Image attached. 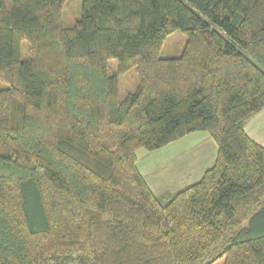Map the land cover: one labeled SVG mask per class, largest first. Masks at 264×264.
I'll return each instance as SVG.
<instances>
[{"label": "trees", "instance_id": "16d2710c", "mask_svg": "<svg viewBox=\"0 0 264 264\" xmlns=\"http://www.w3.org/2000/svg\"><path fill=\"white\" fill-rule=\"evenodd\" d=\"M63 3L0 0V264H264V147L244 130L264 0H82L72 25ZM174 30L182 52L162 57ZM194 131L213 163L162 201L136 151Z\"/></svg>", "mask_w": 264, "mask_h": 264}, {"label": "rangeland", "instance_id": "374dc122", "mask_svg": "<svg viewBox=\"0 0 264 264\" xmlns=\"http://www.w3.org/2000/svg\"><path fill=\"white\" fill-rule=\"evenodd\" d=\"M81 8L82 0H64L62 9L64 24H74V22L80 18ZM185 40L186 37L182 31L174 30L166 36L160 50V56L172 57L179 55L182 52ZM20 55L23 59L29 56L28 43L25 40L21 42ZM116 71L117 59H107V72L109 74H113ZM137 82V73L134 67H131L126 73L119 75L117 89L118 98L121 99L128 92L135 90ZM4 85L5 84L0 82V88L4 87ZM199 132L200 131H197L196 133ZM192 133H195V131L150 151L143 148H140L136 151V162L140 171L144 172V167L151 166V169L149 170L150 173H144L147 182L154 191L163 190L165 187H168L170 190L172 189V191L175 192L184 187L183 184L180 185V183L183 182V158L184 162L186 163L185 159L187 157L185 154H183V141H186L188 137H191L188 135ZM200 133L209 134L207 131ZM211 140L214 142L212 137ZM202 145L205 146V142H203ZM152 166H154V168H152ZM191 178L192 177L187 179ZM194 181L196 180H190L188 183H186V185ZM168 184L172 186H169ZM169 194H163L159 196V199L166 201ZM211 264H224V256L218 257Z\"/></svg>", "mask_w": 264, "mask_h": 264}, {"label": "crops", "instance_id": "0c3cea01", "mask_svg": "<svg viewBox=\"0 0 264 264\" xmlns=\"http://www.w3.org/2000/svg\"><path fill=\"white\" fill-rule=\"evenodd\" d=\"M244 130L249 137H251L254 141H256L257 143H259L264 147V106L256 113H254L249 119H247V121L244 124ZM196 132L197 131H195V133L189 134L188 136L191 137H188L186 141L185 140L183 141V154L187 156L185 159L186 163L184 162V158H183V182L180 183V185L183 184V186H186V183H188L190 180L197 181L202 176L204 170L213 163V159L216 151L215 144L211 140V136L209 134L200 133L204 131H200L199 133ZM203 142H205V146L202 145ZM144 168H145L144 172L146 174L150 173L149 170L151 169V166L149 167L147 166ZM152 168H154V166H152ZM144 172L140 171V173L143 175V177L146 180ZM190 177L192 178L187 179ZM147 184L149 185L148 182ZM150 188L157 197L163 194L170 193L167 197L168 199L176 192V191L173 192L172 189L170 190L168 187H165L163 190H156V191H154L152 187Z\"/></svg>", "mask_w": 264, "mask_h": 264}]
</instances>
